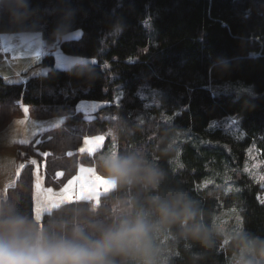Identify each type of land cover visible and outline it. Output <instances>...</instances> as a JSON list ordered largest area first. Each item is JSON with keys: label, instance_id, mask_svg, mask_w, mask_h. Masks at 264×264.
Masks as SVG:
<instances>
[{"label": "trees", "instance_id": "16d2710c", "mask_svg": "<svg viewBox=\"0 0 264 264\" xmlns=\"http://www.w3.org/2000/svg\"><path fill=\"white\" fill-rule=\"evenodd\" d=\"M58 29L64 35L80 30L82 37L64 40ZM14 33L40 34L68 56L96 60L60 70L51 55L43 61L47 75L22 83L0 76V127L19 114L20 105L39 119L64 118L60 126L18 145L19 160L40 163L44 187H62L80 166L104 176L96 166L99 154L80 148L86 138L109 129L119 150L145 147L165 174L157 191L129 186L103 195L97 205L71 202L42 218L70 226L82 216L106 218L122 201L132 208L182 190L197 210V222L209 229V245L174 227L164 233L166 264H237L241 241H264V181L254 182L241 170L250 146L264 162V0H0V36ZM229 83L251 86L256 96L210 90ZM118 94L122 99L115 106ZM81 101L111 106L100 111H108L103 117L87 119L76 111ZM229 117L240 119L243 139L223 126L211 127ZM230 168L237 172L236 190L226 196L222 178ZM33 171L26 163L0 204L34 215ZM234 205L241 233L226 242L215 217ZM9 243L10 250L16 248ZM6 252L0 246V255Z\"/></svg>", "mask_w": 264, "mask_h": 264}, {"label": "clouds", "instance_id": "9594fccd", "mask_svg": "<svg viewBox=\"0 0 264 264\" xmlns=\"http://www.w3.org/2000/svg\"><path fill=\"white\" fill-rule=\"evenodd\" d=\"M96 166L114 182L115 192L129 186L157 191L165 175L145 147L102 152ZM197 215L191 198L182 190L154 196L132 208L122 201L116 213L106 218L82 216L70 226L51 217L37 222L35 214L0 204V246L8 248L12 242L17 251L33 260L45 257L46 264H166L158 238L174 227L183 237L209 245V229L197 222ZM240 247L245 258L237 264H257L253 254L264 264V241L258 245L241 241Z\"/></svg>", "mask_w": 264, "mask_h": 264}, {"label": "rangeland", "instance_id": "374dc122", "mask_svg": "<svg viewBox=\"0 0 264 264\" xmlns=\"http://www.w3.org/2000/svg\"><path fill=\"white\" fill-rule=\"evenodd\" d=\"M146 25V22H145ZM82 37L80 30L66 34L64 40L78 39ZM4 48V54L9 53L10 58L5 59L0 53V76L8 83H22L31 77L47 75L50 68L45 67L43 61L49 56L55 58V68L60 70H69L75 63H95V59H86L82 57H72L64 54L62 50L54 43L45 41L40 34L33 33H14L3 34L0 36ZM47 47L48 52L43 48ZM214 94L228 93L236 96L248 95L256 96L251 86L242 83H229L218 85L210 89ZM143 98V97H142ZM122 95L118 94L115 98V106H120ZM144 99V98H143ZM21 110L16 116L12 117L3 126L0 127V200L6 197L7 189L15 185L21 170L28 162L35 163L33 171V202L36 221H40L43 215L58 209L64 204L71 202L87 201L97 205L103 195L111 192L115 184L109 178L101 176L94 167L80 166L76 175L60 188L44 187L40 172V163L33 158H29L25 163L19 160L18 145L30 143L36 137L47 131L60 126L64 118L55 117L51 119H39L32 113L30 107L20 105ZM111 106L110 102L81 101L76 106V111L82 113L85 118L93 119L96 116L103 117L107 110L102 109ZM106 119L115 120L117 116L106 115ZM164 123H170L169 118H163ZM240 119L238 117H229L221 122H214L212 128L223 126L237 140L244 136L241 131ZM114 131L109 129L105 134L95 137H88L84 140L80 151L89 155L100 154L108 150L117 149L116 136ZM245 137V136H244ZM243 139V138H242ZM211 144V142H206ZM35 160V161H34ZM241 170L252 181H264V162L261 160L259 152L255 146H250L246 151V156L242 162ZM235 168H230L222 182L225 188L224 194L230 195L236 190V180L234 178ZM237 175V172H236ZM37 177H39V187H36ZM99 177V180H96ZM215 183V178L208 181L205 186ZM48 189H52L48 192ZM217 231L225 236L226 242L240 235L242 227V218L239 212V206L234 205L228 210L220 211L215 217ZM167 236L159 235L158 245L162 261L169 257L167 249ZM22 251L16 248L8 250L2 256L5 257L3 264H26L34 261V264H43V256L38 260L30 259L26 261ZM245 258V251L242 248L239 259ZM255 259V255H252Z\"/></svg>", "mask_w": 264, "mask_h": 264}, {"label": "crops", "instance_id": "0c3cea01", "mask_svg": "<svg viewBox=\"0 0 264 264\" xmlns=\"http://www.w3.org/2000/svg\"><path fill=\"white\" fill-rule=\"evenodd\" d=\"M0 53H1V55L4 56L5 59L10 58V54H9V53L4 54V48H3L2 40H1V44H0ZM7 55H9V57H8ZM3 79H4V78H3ZM7 251H8V250H7ZM5 259H6V258L4 257L0 264H3V262L5 261ZM30 262H31V261H30ZM30 262H28V263H26V264H30Z\"/></svg>", "mask_w": 264, "mask_h": 264}, {"label": "snow or ice", "instance_id": "6c2138e0", "mask_svg": "<svg viewBox=\"0 0 264 264\" xmlns=\"http://www.w3.org/2000/svg\"><path fill=\"white\" fill-rule=\"evenodd\" d=\"M35 161V160H34ZM33 164V163H32ZM36 164V161H35V163L33 164V165H35ZM99 180V177H96V180L95 181H93V182H96V181H98ZM69 183V186L72 184V181H69L68 182ZM36 187H39V177H37V184H36ZM52 191V189H48V192H51Z\"/></svg>", "mask_w": 264, "mask_h": 264}, {"label": "built area", "instance_id": "2783aa9c", "mask_svg": "<svg viewBox=\"0 0 264 264\" xmlns=\"http://www.w3.org/2000/svg\"><path fill=\"white\" fill-rule=\"evenodd\" d=\"M0 44H1V41H0ZM43 51L45 52L46 49L44 48ZM7 56L9 57V55H7ZM3 258H4V257H3L2 255H0V263H1V261L3 260Z\"/></svg>", "mask_w": 264, "mask_h": 264}, {"label": "water", "instance_id": "95a60500", "mask_svg": "<svg viewBox=\"0 0 264 264\" xmlns=\"http://www.w3.org/2000/svg\"><path fill=\"white\" fill-rule=\"evenodd\" d=\"M7 250H10V247H8Z\"/></svg>", "mask_w": 264, "mask_h": 264}]
</instances>
